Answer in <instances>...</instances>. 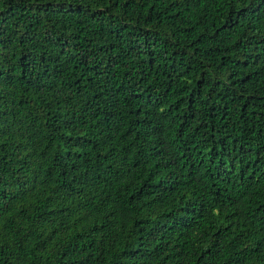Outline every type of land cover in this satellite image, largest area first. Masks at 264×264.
Returning a JSON list of instances; mask_svg holds the SVG:
<instances>
[{
    "label": "trees",
    "instance_id": "trees-1",
    "mask_svg": "<svg viewBox=\"0 0 264 264\" xmlns=\"http://www.w3.org/2000/svg\"><path fill=\"white\" fill-rule=\"evenodd\" d=\"M0 264H264V0H0Z\"/></svg>",
    "mask_w": 264,
    "mask_h": 264
}]
</instances>
